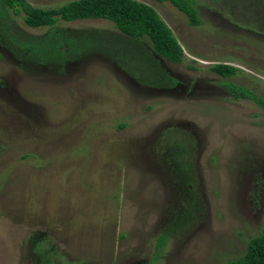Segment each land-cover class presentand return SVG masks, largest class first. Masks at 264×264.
I'll return each mask as SVG.
<instances>
[{
    "label": "rangeland",
    "instance_id": "374dc122",
    "mask_svg": "<svg viewBox=\"0 0 264 264\" xmlns=\"http://www.w3.org/2000/svg\"><path fill=\"white\" fill-rule=\"evenodd\" d=\"M134 1L179 64L105 20L29 28L0 6V264H225L259 233L264 0H192L196 26Z\"/></svg>",
    "mask_w": 264,
    "mask_h": 264
},
{
    "label": "trees",
    "instance_id": "16d2710c",
    "mask_svg": "<svg viewBox=\"0 0 264 264\" xmlns=\"http://www.w3.org/2000/svg\"><path fill=\"white\" fill-rule=\"evenodd\" d=\"M154 1L159 4L169 3L185 16L189 26L198 25L192 0ZM0 6L12 10L15 15L23 13V24L29 28L50 27L57 20L62 22L105 20L127 38L147 41L154 54L168 63L179 64L182 59L181 48L156 12L150 6L134 0H73L57 8L48 9L32 7L26 0H0ZM4 25L5 23L2 26L4 27ZM8 39V44L12 43L10 36ZM44 45L46 46V44ZM13 46L12 43V46L9 47L11 53L14 50ZM58 47L60 45L56 44L55 49ZM27 48L29 54H34L35 57L37 48L35 44H24L22 47H18L21 51ZM41 58L42 63L47 61L44 58L41 60ZM209 69L222 78L233 75L236 70L234 67L224 64L213 65ZM223 87L229 88L225 84ZM228 91L234 95L252 99L251 95L242 89L229 88ZM253 102L264 109V101L253 99ZM225 264H264V223L259 233L247 241L244 254Z\"/></svg>",
    "mask_w": 264,
    "mask_h": 264
}]
</instances>
